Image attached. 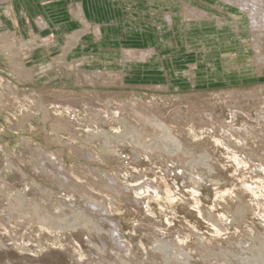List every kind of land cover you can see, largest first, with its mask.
Listing matches in <instances>:
<instances>
[{
    "label": "rangeland",
    "instance_id": "obj_1",
    "mask_svg": "<svg viewBox=\"0 0 264 264\" xmlns=\"http://www.w3.org/2000/svg\"><path fill=\"white\" fill-rule=\"evenodd\" d=\"M0 264H264V27L0 0Z\"/></svg>",
    "mask_w": 264,
    "mask_h": 264
},
{
    "label": "bare ground",
    "instance_id": "obj_2",
    "mask_svg": "<svg viewBox=\"0 0 264 264\" xmlns=\"http://www.w3.org/2000/svg\"><path fill=\"white\" fill-rule=\"evenodd\" d=\"M225 3L234 5L235 7H237L238 10H240V12H244L246 13L248 19H249V23H250V27L252 30H257L259 31L260 29H262L264 27V0H223ZM184 8V12L183 15L186 18V20L193 18V19H197V18H201L202 20L204 19V21H206V19L209 17L207 16L208 14L205 13V11L200 10L190 4L184 3L183 5ZM210 18V17H209ZM249 25V24H248ZM96 27V26H95ZM97 29V28H96ZM254 47L256 50L260 49V45L257 44L254 41ZM138 50V49H137ZM134 52V51H133ZM126 56V55H125ZM98 76V75H97ZM98 206V205H97ZM94 207V206H93ZM96 208V206L94 207ZM106 211V210H105ZM104 212V210H103ZM107 212V211H106ZM108 213V212H107ZM109 215V214H108ZM101 220H104L101 219ZM117 222V221H116ZM101 223L102 221H100L98 218H96L95 220L92 219V221L90 222V228L94 231H99L100 227H101ZM111 223V222H110ZM115 225V224H114ZM111 227V225H110ZM115 226V231L113 232L114 235L116 234V231H118V227ZM113 228V226L111 227ZM111 229H108V231ZM112 233V231H109ZM98 233V232H95ZM110 233V234H111ZM107 234V233H106ZM107 236V235H106ZM105 236V237H106ZM117 236L118 233H117ZM97 237L99 238V235H97ZM113 237V236H112ZM111 236H109L108 234V239L111 241L113 239L116 238H112L110 239ZM118 238V237H117ZM118 240V239H117ZM122 241V240H121ZM117 242V241H115ZM106 243V242H105ZM113 243V242H112ZM118 243V242H117ZM109 246L110 244L107 243ZM119 244V243H118ZM112 245V244H111ZM114 245V244H113ZM117 247V246H116ZM120 247V246H119ZM115 248V247H113ZM123 249V248H122ZM118 250V249H117ZM117 252V251H116ZM125 253V252H123ZM129 253V252H128ZM127 254V253H126ZM127 257V256H126ZM129 262V261H128Z\"/></svg>",
    "mask_w": 264,
    "mask_h": 264
},
{
    "label": "crops",
    "instance_id": "obj_3",
    "mask_svg": "<svg viewBox=\"0 0 264 264\" xmlns=\"http://www.w3.org/2000/svg\"><path fill=\"white\" fill-rule=\"evenodd\" d=\"M23 2H29V0H22ZM183 3L182 2V6H183ZM27 4V3H25ZM44 7V6H43ZM39 8V6H37L36 4H28L26 7L24 6L22 8V12H43V19L42 18H35L33 20H30V26H34L35 28L38 27V28H45V27H48L49 24H51V19L49 18L50 16L46 13V9L47 7H44V8ZM87 5H84V3H82V1H80V3H78L77 5V10L78 12H80V14L85 17L86 16V12H87ZM41 9V11H40ZM19 12V11H18ZM86 25V24H84ZM96 28H97V25H96Z\"/></svg>",
    "mask_w": 264,
    "mask_h": 264
}]
</instances>
